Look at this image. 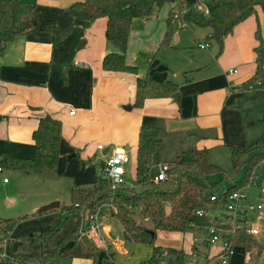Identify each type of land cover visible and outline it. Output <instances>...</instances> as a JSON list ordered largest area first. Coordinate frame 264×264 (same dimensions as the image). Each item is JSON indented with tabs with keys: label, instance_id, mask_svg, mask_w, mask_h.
<instances>
[{
	"label": "crops",
	"instance_id": "crops-1",
	"mask_svg": "<svg viewBox=\"0 0 264 264\" xmlns=\"http://www.w3.org/2000/svg\"><path fill=\"white\" fill-rule=\"evenodd\" d=\"M33 1L38 5L36 28L10 42L0 57V157H32L35 151L33 132L39 119L46 115L62 122L60 172L62 169L69 175L66 165L73 158H79L71 163L69 172L77 175L79 180L74 179V183L79 187L85 186L83 188L93 186L100 175L95 167L84 166L83 161L91 157L94 165L102 169L111 151L122 148L128 151L135 166L142 126H160L164 131L162 146L175 153H183L190 148H208L210 151L206 144L208 139L218 144L224 140L228 143L224 145L230 149L245 145L241 112L234 111V105L246 91L240 87L252 77V67L256 66L255 58L252 62L240 59L246 54V47L254 49L258 44L253 38L251 21H244L236 27L238 36L225 41L227 50L224 54L216 41L208 38L205 42L209 47L206 49L212 48V51L202 60L199 56L191 58L183 52L184 49L177 46L181 41L178 37H172L167 45L163 44L167 21L165 27L160 25L155 29L150 26L153 15L136 18L130 29L126 61L135 66L137 72L107 71L103 68L104 57L108 53H119L120 49L106 38L105 18L81 20L72 16L70 6L83 0ZM47 24H54L65 31L55 37L45 29ZM195 27L200 29L196 28L194 32V43L199 47L201 42L197 37L203 34L200 31L209 37L212 30ZM243 33L246 41L239 36ZM231 51L239 60H227ZM169 52L173 53L172 57L187 54L186 63L177 62V68L173 58L169 59ZM232 69H237L238 73H230ZM146 77L177 83L180 97L146 98L142 106H137V82ZM72 110L74 114H71ZM99 145L104 148L98 149ZM83 173L87 177L82 180ZM51 200H43L38 207ZM213 208L215 210L213 205L207 207ZM74 227L73 231L79 227L78 217ZM204 231L205 228L201 227L186 232L159 230L157 243L165 248L183 249L188 255V264L191 261L200 263V258H203L201 264H218L214 257L219 254V249L207 244V234L199 236ZM104 237H109L114 248L127 255L123 241L113 240L107 230ZM82 239L73 242L71 254L63 253L62 257L80 256L85 258L84 264H90L92 251L79 243ZM145 253L135 246L132 260L138 259L122 264H140L147 259L149 251L146 249ZM35 263L40 262L29 264Z\"/></svg>",
	"mask_w": 264,
	"mask_h": 264
},
{
	"label": "trees",
	"instance_id": "trees-1",
	"mask_svg": "<svg viewBox=\"0 0 264 264\" xmlns=\"http://www.w3.org/2000/svg\"><path fill=\"white\" fill-rule=\"evenodd\" d=\"M175 0H83L73 3L69 10L72 16L81 20H107L106 38L120 49L119 53H108L103 59V68L107 71L137 72V68L127 63L126 52L129 44L130 29L134 19L151 17L155 9L160 10L165 4ZM202 0H183L192 7L185 15L168 19L167 31L163 44L171 42L176 31V21L191 23L198 27H209L212 32L209 40H215L221 46L224 38L234 28L246 21L260 8L264 13V0H207L209 14L196 11L193 7ZM35 2L23 0H0V57L7 45L36 28ZM45 29L60 36L65 31L54 24H47ZM258 44L254 48L257 57L255 74L240 87L247 90L248 85L264 80V37L257 31ZM264 82V81H263ZM174 97L179 98L178 84L171 80H159L152 77L138 79L136 105L142 106L146 98ZM34 155L30 158L0 157L3 170H16L27 174L56 176L60 160V148L63 141L62 122L50 115L42 116L35 131ZM164 141V131L160 126H142L139 133V144L136 154L135 175L138 187L123 185L110 196V182L100 174L91 187L79 186L71 190V206L62 208L65 219L71 215L79 219V227L85 221L86 212L101 214V206L111 203L115 208L113 215L122 223L125 233L137 243L153 244L151 259L143 264H186L188 255L183 249L165 248L156 245L157 231L186 232L195 227L205 228V223L195 212L209 205L223 207L228 196L236 190L244 189L250 182L252 171L264 159V136L257 142L231 147V159L235 171L247 169L245 178L231 185L224 192L217 191V183H210L209 176L214 173L225 175L221 168L209 162L208 148H190L185 150L175 161L169 163L167 179L155 181L152 171L154 159ZM216 194V195H215ZM77 205V206H76ZM52 210V209H50ZM47 210V211H50ZM139 210L141 215L152 222L153 228L137 223L132 212ZM47 211L36 212L41 215ZM19 219H0V264L45 263L43 257L12 252L5 253V243L10 233L18 225ZM64 220L54 223L52 227L42 231L38 237L50 239L61 231ZM83 238L92 251V264H114L104 260L101 248L91 238L79 237L75 232L63 240L55 248L52 259L54 263L62 258L61 248L69 241ZM243 253L250 254V260L241 264H258L264 253L262 245L255 236L241 231L234 236ZM237 247V248H238ZM255 257V259H253ZM264 264V261L261 263Z\"/></svg>",
	"mask_w": 264,
	"mask_h": 264
},
{
	"label": "rangeland",
	"instance_id": "rangeland-1",
	"mask_svg": "<svg viewBox=\"0 0 264 264\" xmlns=\"http://www.w3.org/2000/svg\"><path fill=\"white\" fill-rule=\"evenodd\" d=\"M26 2H34V1L27 0ZM183 4H184L183 0H175L172 3L165 4L160 10L155 9L153 14L154 17L151 19L150 26L154 27L155 29H158L156 27L160 25H163L165 27L167 23L166 21H168V19L173 17L174 13L178 12ZM246 21H251L253 23L254 25L253 38L257 43L258 30L261 32L262 36L264 37L263 11L257 9L256 13L251 15ZM179 24H181V21H176V25H175L176 33L173 36L174 39L175 37L181 39V41L177 43V46L183 48L184 50L182 51L186 52L191 58H194V56L195 57L199 56L203 60L205 59L204 57L206 56L209 57V53L212 51V48L202 50L199 47H197V45L194 43V39H195L194 32L197 29L198 30L200 29L195 27V25L191 23L185 22L183 23V27H179ZM236 27L234 28L231 34H228L224 38L222 46L218 42H216L221 47L223 54L227 50L225 41L230 39V37L238 36V30H237L238 27L237 28ZM243 29L244 27L241 28V30ZM200 33L203 34L197 37L199 38L198 39L199 42L208 41V37L207 35H205V32L201 30ZM239 36L243 37L244 41H246V36L244 33ZM214 47H216V45H214ZM169 53H170L169 59L171 60V58H173L174 60L173 62L175 65L177 62L178 64L186 63V59L188 58L187 54H183L182 56L176 55L178 57H174V56L172 57L173 53L172 52ZM217 54L218 53H216V55ZM255 57H257V55L253 47L252 48L246 47V54L240 56V59H242L243 61L249 60L250 62H252L253 58ZM237 59L239 60V58L237 57L235 58V54L233 51H231L227 55L228 61H234V60L236 61ZM252 70H253L252 72V76H253L256 71L255 65H253ZM234 108H235L234 111L241 112L240 115L242 116V122L244 127L243 128L244 139L246 142L245 145H250L260 140L264 136V89L245 91L244 93H242V96L237 101V105H234ZM220 143L221 144H218V142L216 141H210V139L206 140V144L209 146V148H211V150L209 151L208 158H209V162L212 165L221 168L226 178H224L221 173H214L209 176L208 180L210 183H217L218 192H224L234 183L242 181L247 175V169L243 168L240 172L237 173L232 164L231 149L228 146L224 145L226 143L224 140L221 141ZM181 154L182 152L175 153L170 148L166 146L165 147L162 146L158 150L155 156L152 171L154 173H158L161 164L173 162L176 160L178 156H181ZM70 156L71 155L67 157V160H69ZM92 158L93 157H91V159L90 158L87 159V161H83L84 166L89 165V167H95L97 170V174H101L100 166L94 165ZM78 160L79 158H73L70 161V164L66 165L65 170L68 172L69 175L63 173L62 169L60 172L59 167L56 176H45V175H37V174L27 175V173L16 170H10V169L5 170V173L0 174V219L22 218L12 233L13 234L12 239L8 237L6 240L5 251L8 252V254H11L12 252H16V253L23 252L27 255H35V256L38 255L40 257L43 256V261L45 262V264H84L85 262L84 257L74 256V255H71L72 257H68V256L62 257L57 263H54L52 259V255L55 248L63 240V238H68L74 232L75 235L81 237V233H80L81 227L78 228L76 231H73V228H75L74 226H76L77 224V217L71 215L65 219L66 214L63 213L62 211V208L64 206L72 205L71 190L72 188L78 186V184L74 183V179L79 180L77 175H73L72 172H69L71 163ZM85 171L86 169L83 170V172ZM258 174H264L262 169L258 170ZM81 177L83 180L87 177V174L83 173ZM4 178L8 179L9 181L8 184L4 183L3 181ZM125 181L129 186L138 187L139 185L136 180L135 166L132 162H131V166L128 168V173L126 175ZM248 186L249 189L246 190L251 195V197L256 201L262 200L264 203V198L261 199L259 196H257L258 186L256 184H253V182L251 181L247 184V187ZM263 186H264V181H263ZM80 187L82 188L85 186H80ZM46 199L48 200L52 199L51 201H49L50 203L59 201L61 203V206L58 207L57 209H52L50 211H47L41 214L40 216L34 215L35 210L40 208L38 206H40L41 202ZM100 210H101V214L99 218V223L101 226V233L103 235L106 246L105 248H101L100 253L102 258L114 264L133 263L134 260L138 259V258H134V260H132V258L134 257V247L137 246L138 251L140 249H142L144 253L146 249L149 251L146 257L147 259H144L140 264L149 261L153 255V249L155 245L148 243H137L132 239H126L125 230L121 221L116 216H112L113 212H115V208L111 206V203L108 202L104 203L101 206ZM210 210L216 212L214 208ZM217 212H218L217 214L221 213V216L223 215L226 216L224 206L221 207ZM132 216L137 223L148 228H153L152 222L145 219L141 215L139 210H134L132 212ZM53 219L54 221L52 222ZM60 220H64V223L62 225L61 231L57 233L54 237L46 240H42L38 237V235L42 231L52 227L54 223H57ZM250 220L252 224L254 225L256 224L261 227V231L256 236V238L262 245H264V208L260 212L256 211L252 213ZM105 230L108 231V234L113 240H120L124 242V246L127 249V255H124L119 251H117L112 245L111 240H109V237L107 238L104 237ZM205 235H206L205 231L199 234L200 237H203ZM52 242L54 243L53 244L54 246L56 245L55 247H52ZM72 243L73 241L67 242L61 248V254L68 252L71 254L70 250ZM79 243L81 245L82 244L85 245L86 249L89 248L84 239L79 240ZM156 245H158L157 240H156ZM210 247L214 248L213 246ZM249 255L250 254H245V252L243 253V248L238 247L236 250V254L234 255L235 258L233 257L234 259L232 260L233 261L232 264H235L236 262L242 263V260L243 261L250 260L251 256ZM253 259H255V257H253ZM199 261L200 263L197 264H201L203 258H200ZM263 261H264V253L258 259V264H261ZM35 264H43V263H35ZM90 264H92V261L90 262ZM186 264H188V262H186Z\"/></svg>",
	"mask_w": 264,
	"mask_h": 264
},
{
	"label": "built area",
	"instance_id": "built-area-1",
	"mask_svg": "<svg viewBox=\"0 0 264 264\" xmlns=\"http://www.w3.org/2000/svg\"><path fill=\"white\" fill-rule=\"evenodd\" d=\"M207 0H202L194 5V9L198 12H203L204 14H209V8L206 5ZM192 7H188L183 4L181 9L176 12L173 17L178 18L185 15L190 11ZM201 49H206L209 47V43L201 42L198 44ZM256 62V60H254ZM232 74L238 73L237 69H232L229 71ZM264 89V82L258 80L253 84L248 85L247 90H257ZM246 90V91H247ZM74 114V110L71 111ZM103 145H99L98 149L102 150ZM131 162V156L128 151L122 148H115L107 156L102 169L101 174L110 182V196L114 195L115 192L126 185V175L127 166ZM170 169V165L163 163L160 165L159 172L155 175V181H161L167 179V171ZM262 169L264 173V159L254 167L252 171L251 182L258 186V195L261 199L264 198V174H258V170ZM4 170L0 167V174H3ZM4 182L8 179L4 178ZM246 189H239L233 191L227 198V202L224 205L226 216H221V213L217 214L221 207H215V211H211L207 208L198 209L195 214L203 220L205 223V231L207 234L206 241L207 244L219 249L218 255L214 257L218 264H229L231 258L234 257L237 250V243L234 236L241 231H246L247 234L252 236H257L261 227L259 225H254L251 223V214L256 211H262L263 201H254L251 195ZM216 195V194H215ZM77 206V205H76ZM100 211L98 212H86L85 221L81 226L80 233L81 236L91 238L93 242L100 248L105 247L104 238L101 233V226L99 223ZM197 240V238L195 239ZM191 264H197L195 261H191Z\"/></svg>",
	"mask_w": 264,
	"mask_h": 264
},
{
	"label": "water",
	"instance_id": "water-1",
	"mask_svg": "<svg viewBox=\"0 0 264 264\" xmlns=\"http://www.w3.org/2000/svg\"><path fill=\"white\" fill-rule=\"evenodd\" d=\"M58 207H60V202L59 201H56V202H53V203H50V204H47V205L42 206L38 210V212H43V211H47V210H50V209H57ZM125 238L126 239H130L127 234H126Z\"/></svg>",
	"mask_w": 264,
	"mask_h": 264
}]
</instances>
